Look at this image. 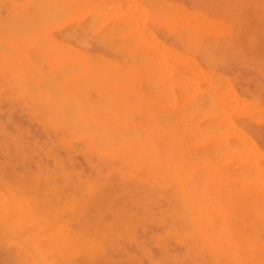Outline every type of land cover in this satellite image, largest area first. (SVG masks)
<instances>
[{"label":"bare ground","instance_id":"bare-ground-1","mask_svg":"<svg viewBox=\"0 0 264 264\" xmlns=\"http://www.w3.org/2000/svg\"><path fill=\"white\" fill-rule=\"evenodd\" d=\"M113 1L57 0L58 13L62 23L86 16V21L99 20L100 26L116 17L135 28L147 11L156 23L169 18L182 42L203 52L205 46L219 43L223 33H233L220 20L164 0H120L124 4L118 8L112 7ZM10 13L0 19V100L16 106V71L25 72L28 85L19 86V102L42 117L46 134L59 144L52 146L50 140L44 147L49 161L33 176H15L14 170L0 168V240L18 264H98L120 249L121 240L133 243L150 264L160 262L149 243L163 253L161 261L192 264L193 253L206 252L211 264H264V153L233 117L241 103L237 95L210 82L198 89L194 100H186L187 92L180 91L179 103L175 63L182 52L177 55L174 44L151 33L128 31L125 36L103 24L96 30L62 24L59 38L28 39L21 33L19 56L14 10ZM93 34L99 45L116 43L114 37L119 36L118 42L128 45L126 52L104 51L102 46L91 50L87 38ZM17 60L23 71L16 69ZM196 67L204 77L201 66ZM150 70L153 83L148 90L155 114L144 119L139 112L142 75ZM187 82L191 88L193 80ZM247 103L253 107L245 106L250 112L258 109ZM59 125L67 136L60 131L58 137ZM54 129L58 133L51 137L48 131ZM0 134L13 145L25 137L18 126L7 132L1 121ZM147 151L152 155L143 156ZM75 153L84 159L86 170L73 163ZM139 228L148 239L136 234ZM175 250L181 256L170 255Z\"/></svg>","mask_w":264,"mask_h":264},{"label":"rangeland","instance_id":"rangeland-1","mask_svg":"<svg viewBox=\"0 0 264 264\" xmlns=\"http://www.w3.org/2000/svg\"><path fill=\"white\" fill-rule=\"evenodd\" d=\"M15 1L17 4L15 3ZM34 1L39 2V0H19V1L18 0H0V19L1 20L4 21L7 18V16L12 14V13H10V11L14 10V20H15L14 25H16V32H17V44H16V52L18 53V54L16 53L17 55L20 56V53H21V38H20L21 33L25 34V35H23V37L28 38V39H29L30 35H31L30 39H33V38L40 39V38H43L44 35L45 36H52L54 38H59L60 34L62 33V31L64 29V26L62 24H67V23L68 24L66 26H70V28H73L72 26H73V24H75L76 26L79 25V27L82 26V27L87 28V29H92V27H93V28H95V30L104 25V27L108 26V28H109L108 30H112L113 32H118L120 34H124L125 36H128L133 31L138 32L140 34L142 32L143 35H146L145 34L146 32H147V35H148V33L149 34L151 33V35H153L154 37L157 36V38H159V39H162L166 42L174 44L176 51L178 50L177 55H179L182 52L180 58L178 57V59H176V63H175L176 81H177L176 86H175V91H176V94L178 96L179 103L182 100L181 98H183V95L181 93L183 90L185 92H187L186 100L187 99L194 100L199 96V92L201 90H203L209 86L210 82H212V84H213V85L211 84V86L219 87L221 90L228 89L227 91L234 93L235 95L238 96L239 99H241V103H237L236 114L235 115L233 114V117L236 120V123L243 127V129L246 131V133L249 134L248 135L249 138H253V139H251L252 142L255 143L256 146L258 145L259 147L258 146L257 147L264 153V151H263V149H264V120H263L264 105H263V103L264 102H262L264 100V0H164L166 2L173 3L176 6L179 5L180 8H183V9L187 10L188 12H194L195 11V12H198L199 14H204L208 17H212V18H215L217 20H220L221 22L229 25L233 29V33L231 36H229L228 34L226 35V33H223V35L220 36L221 40L219 43L214 44V45L205 46V48H206L205 52H203V50L195 49V48L188 46L185 43H183L179 32L176 31L173 27H171L170 23H168L169 18H163L160 23H156L155 20L153 19V16L148 15L147 11L145 14L143 13V15L141 16L144 19L143 21H145V22L142 21V18L140 21H138V22H140V25L143 26V28H142V26L141 27L138 26L139 25L138 22H137V26H135L136 25L135 24L134 25L135 28H132L130 25L128 26L126 23H124L125 22L124 20L118 19L116 17H115V19H111L112 21L110 19H107V21L108 22L110 21V23L106 22V20H103L102 21L103 23H101V25L103 24L102 26L97 25L99 20H97V22L86 21L85 20L86 16H84L82 18V20H73V21L71 20L70 22L66 21V22L62 23L60 15L58 13L60 2H57V0H45V1L49 2V4H47V2H43L44 0H41V2L43 4L40 7L38 5L39 3L37 4V2L33 5ZM141 1L146 2V3H153V2H156L159 0H150L151 2L149 0H141ZM250 1H251V3H250ZM252 1H253V3H252ZM18 2H20V3H18ZM109 4L110 5H108V6H110V8H111V3H109ZM123 4L124 3L120 2V0H114L112 2V7L115 6L114 8H118L119 6H123ZM35 5H36V7H33ZM47 5H48V7H47ZM31 6L34 8V10L32 9ZM43 7H44V9H43ZM48 8H49V11H48ZM35 10H37V11L35 12ZM51 11H52V13H51ZM53 12H55V13L53 14ZM5 13H6V15H5ZM46 13H47V15H46ZM113 14H116V13H111L110 16H112ZM70 15H72V14H70ZM73 15H76V14H73ZM82 15H85V14H82ZM116 15H119V14H116ZM54 16H57L58 18H56V17L54 18ZM45 17H46V19H45ZM144 17H146V18H144ZM37 18H39V19H37ZM48 18H49V22L45 23L44 21H48ZM43 19H44V21H43ZM40 20H41V22H40ZM38 21L40 23H38ZM92 22L96 23V25L98 27L96 25L94 26V24ZM90 23H92V25H90ZM107 23H108V25H107ZM39 24H41V26ZM111 25H112V27H111ZM88 26H89V28H88ZM143 29H144V31H140ZM119 40H120L119 36L118 37L116 36V37H114V41L116 43L105 42V43H102L99 45L97 40H96L95 34H93L92 36H89L87 38L88 46L91 50L99 49V47L102 46V49L104 51L105 50L109 51V52L110 51H117V50L119 51V49H120V51L126 52L128 45L125 44V42H118ZM104 46H105V48H103ZM179 51H180V53H179ZM17 55H16V57H17ZM186 56H188V58ZM190 56L198 64V67L201 66L200 67L201 71H203V72L205 71L207 73L206 74L205 72L204 73L202 72V76H204V77H202V78L199 77L198 75H200V73L195 72V71H197V69H196L197 64L195 63L196 65H194V62L192 63L193 59ZM18 59H20V58H18ZM183 59H184V61H182ZM224 59H226V60H224ZM17 61H16V63H18V64H16V69H20L19 71H21L22 67H21L20 61H18V62ZM214 69H216V70H214ZM220 70H221V72H220ZM150 71H148L147 74H145L146 71H144V73L142 75L143 79H144V88H143L144 89V92H143L144 96H143V100H142V98L140 99L139 112H140V114H142L144 119H147L150 117L153 118V116L155 114L154 96L148 90L150 83H153L152 71L151 72ZM201 71H199V72H201ZM208 71H211V72L209 73ZM212 71H214V73H213L214 76L212 75ZM216 71L219 74H217ZM24 73L16 71V74L18 75V78L16 77V86L18 85L19 91H20V87L22 85L25 84L23 87H26V85H28L26 73L25 74ZM222 73H223V75H222ZM184 74L189 75L190 78L188 77L186 79L187 76H184ZM19 75L21 76V78H22V76H25V77L21 80ZM230 75H232V76H230ZM223 76H224V79H223ZM184 77H185L186 82L187 81L192 82V80H193L192 85L194 84L196 86L198 83L199 88H195L194 85H193V88H192V85L190 88V84L188 82H187L188 84H184V83H186L183 81ZM207 77L210 80H207L208 79ZM195 78L198 81H196ZM180 79H182V80H180ZM189 79H191V80H189ZM225 80H227V81H225ZM223 81H225L226 84H224L225 82H223ZM178 85L182 86L183 88L178 86ZM187 85L189 86V88L187 87ZM222 85L224 87L221 88ZM226 85H227V87H226ZM191 89H192V91H190ZM193 89L196 92L193 91ZM198 89H200V91H198ZM19 91L17 89V93H19L17 95H19V96H17V101L14 102V105L16 104L17 107L13 106V105H11V107H10L9 101L0 100V118H1L0 121L3 124V126L5 127L7 132L11 131L14 126H18L19 131H20V129H22L24 131L26 138L24 137L23 139H20L19 142H16L15 141L16 139H15L14 145H13L12 141L9 138L6 139L2 134H0V155H1L0 158H2V159H0V168H6L9 170H14L15 176L30 177V176H33L39 172L38 166L44 165L49 161L48 157H46L44 154V149H45L44 147L48 146L50 140H51L52 146L54 145L55 147H58L59 144L57 146V143L54 142L53 138H50L46 134V131L41 124L42 117L41 116L38 117V115L35 114L32 109H27L30 107L19 102L20 101V92ZM193 92H195V93H193ZM91 99L92 100L97 99V96L95 93H91ZM242 99H244L243 102H242ZM246 99L248 100V102L250 101V102L255 103V105L258 106V109L257 110L256 109L251 110V112H250V110L245 109V106L246 107H247V105L249 106V103H247ZM261 102H262V104H261ZM150 104H151V106H150ZM4 105H5V107H4ZM7 105H9V106H7ZM21 106H22V108H21ZM15 107H16V109H15ZM249 107H251V106H249ZM249 107H247V108H249ZM144 109H145V111H144ZM249 109H253V107H251ZM14 110L16 111V113L17 112L18 113L15 115H12V114H14ZM239 110H240V112H239ZM259 110L263 111V112H261V114H260ZM146 111H147V113H146ZM148 112H149V114H148ZM145 114H146L147 118L145 117ZM16 115H18V116H16ZM23 115H25L27 118L24 117ZM251 115H252V117H251ZM258 115L259 116L261 115L262 118L259 117ZM15 116H16V119H15ZM13 117L15 120L12 122ZM240 117H242V118H240ZM18 118H20V119H18ZM15 121H17V122H15ZM256 121H258V122H256ZM11 123H13V124H11ZM34 123H36V124H34ZM9 124H11V125H9ZM8 125L11 127V130H10V127L7 130ZM39 125L41 126V128H39L40 127ZM56 126H58V125H56ZM56 126H54V124L51 125V127H53V128H55ZM59 128H61L60 125H59L58 129ZM47 129H49V127ZM54 131L58 133L57 129H54L53 132L48 131V134L50 133L49 135H51V137H55ZM60 131L64 132L61 129H59L58 137L61 134ZM38 132H40L41 134L40 133L38 134ZM51 132L54 136H52ZM64 134H65L64 136H67V134L65 132H64ZM61 137H63V136H61ZM64 139H65V137H64ZM66 139H67V137H66ZM74 139L75 138L72 139L74 143L72 141H69V140H71V137L69 140L67 139V141H69V143H72L73 145H75V143L76 144L78 143V146H81L79 144L78 140L75 139L76 141H74ZM253 140H255V141H253ZM55 141H56V139H55ZM83 145H84V143H83ZM36 148H37V150H36ZM150 153H149V151L143 152V156L145 154L146 157H149ZM71 155H72L73 163L76 165V167L78 169L86 170V164H85L82 156L79 154H76V153L71 154ZM150 155H152V153ZM34 157H36V158H34ZM11 160H12V162H11ZM43 160L45 161V163ZM261 162H262V164L264 163V161H261ZM33 167H34V169H33ZM235 211H236V209H235ZM147 230H149V227L147 228ZM136 234L139 237H141L142 239H148V235L144 234L143 230L140 228L137 230ZM118 244L120 246V249L114 250L113 251L114 253L111 252L110 255H107V258L101 259L98 264H150L147 257L142 255L141 252L137 249V247L133 243H129L127 241L121 240V241H119ZM148 247H149L150 252H151L152 256L154 257V259L160 262L159 264H166V263L167 264H187L183 260H179L177 262L171 261L170 258L163 259L161 261L160 258H162L164 256L163 253H161L155 247V245H153L151 243H149ZM137 250H138V252H137ZM154 250H155V252H154ZM181 254L182 253L179 250H175V251L170 253V255H178V256H181ZM192 256L194 257V263H192V264H211L210 255L206 252H198V253L195 252V253H193ZM110 258H111V260H110ZM116 259H117V261H116ZM0 264H18L16 262L15 258L13 259L11 257L9 248L1 240H0Z\"/></svg>","mask_w":264,"mask_h":264}]
</instances>
